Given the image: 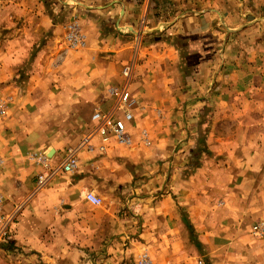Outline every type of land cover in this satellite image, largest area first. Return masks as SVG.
<instances>
[{
	"label": "rangeland",
	"instance_id": "374dc122",
	"mask_svg": "<svg viewBox=\"0 0 264 264\" xmlns=\"http://www.w3.org/2000/svg\"><path fill=\"white\" fill-rule=\"evenodd\" d=\"M149 1L145 0L146 5ZM156 1L171 15L176 8L185 14L223 5L238 13L234 16L236 24H219L202 35L172 38L177 58L168 86L173 94L168 95V101L175 105L168 104L157 116L153 111L151 125L144 119L146 109L132 98L130 144L118 146L140 147L153 154V159L145 162L163 174L151 168L140 176L131 172V164L123 163L125 174L132 180L122 190L113 191L105 179L96 184L100 205L104 207L112 199L120 201L115 204L116 210L113 208L112 219L130 222V229L123 238L97 239L95 245L81 248V264H264V236L252 231L255 225H264V0ZM130 2L139 6L143 0ZM28 6L50 11L69 4L57 0H0V128L7 124V134L16 140L24 123L28 127L37 120L42 125L45 147L78 152L92 135L90 119L94 111H105L99 105L115 101L111 90L118 89L121 80L127 88L132 82V66L125 65L131 67V73L124 78L125 66L118 61L112 64L119 67L116 83L103 88L104 95L95 96L94 106L81 105L74 94H59L69 93L75 85L100 88L104 81L88 78L86 62L68 63L71 56L89 51L77 17L68 21L62 18L59 25L63 27L54 35L50 25L42 32L26 30V38L21 39L24 29L13 10L20 18L18 8ZM71 26L80 39L76 47L67 38ZM117 27L119 35L134 32L140 36L128 26ZM53 36L55 39L50 40ZM255 39L256 44L249 45ZM92 64L93 59L88 65ZM63 72L75 76L61 79ZM46 88L52 94L45 93ZM27 98L34 106L24 104ZM190 103L194 107L189 109ZM35 114L38 119L31 121ZM175 125L183 131L191 125L195 136L191 153L174 168L170 163L162 167L168 157L158 152H164L166 137ZM157 139L163 140L154 142ZM0 140L2 146V132ZM97 147L100 154L107 151L106 146L101 151L99 143ZM155 185L160 188L151 192ZM123 203L131 207L127 209ZM8 235L2 236V242L11 250ZM12 250L14 253L4 257L19 263L22 252L17 247ZM33 259L46 264L39 254Z\"/></svg>",
	"mask_w": 264,
	"mask_h": 264
},
{
	"label": "crops",
	"instance_id": "0c3cea01",
	"mask_svg": "<svg viewBox=\"0 0 264 264\" xmlns=\"http://www.w3.org/2000/svg\"><path fill=\"white\" fill-rule=\"evenodd\" d=\"M26 1L28 3L30 0ZM57 1L69 6L53 7L50 11L40 6L18 8L20 18L16 17L17 13L13 10L15 20H20L18 23L24 29V36L21 35L20 38H26V30L42 32L50 25L54 35L63 27L59 25L62 18L66 17L68 21L74 16L77 17L88 39L89 51L71 56L68 63L86 62L88 78L104 81L103 87L100 88L92 84L87 88L75 85L69 93L59 94L63 96L74 94L78 96L75 99L81 105L94 106L95 96L104 95L103 88L111 85V82L116 83L115 77L118 76L119 67L112 64L117 61L124 66L129 64L132 66V82L127 90L135 103L146 109L144 119L150 125L152 118H155L152 115L153 111L157 116V112L161 113L168 104H173V101H168V95L173 94L168 86H171L169 85L171 72L175 71L177 58L172 38L175 35H202L219 24L235 26L234 16L238 14L235 9H227L222 5L209 9L190 10L185 14L180 13V9L176 8L173 10L175 15H171L169 10L165 9L166 6L156 0H150L147 5L143 0L139 6L131 3L130 0ZM166 1L162 0L163 3ZM72 4L73 6H70ZM159 17L166 19L159 21ZM224 18H227L226 21ZM122 25L132 28L140 36L134 32L130 35L117 34L116 29L119 28L117 26ZM159 28L162 30L158 31ZM53 39L54 36L50 40ZM256 42L255 39L249 45L253 46ZM101 51H106L107 54H98ZM90 58L93 59L92 67L88 65L92 60ZM96 64L99 65L97 69L100 71L96 69ZM68 76L75 75L63 72L60 78L64 79ZM124 86V80L123 82L121 80L116 88L120 90L125 88ZM45 93L52 94L48 88L45 89ZM27 100L25 105L34 106L30 98ZM115 104L116 99L111 105L109 102H102L99 106L105 110L102 113H106L112 111ZM189 107L194 106L190 103L187 105V108ZM172 108L174 109L175 106ZM37 115H33L31 121L38 119ZM90 122L93 125L91 131L93 132L96 123L91 119ZM39 124L37 120L28 124V127L24 123L23 128L18 131L20 136L16 140H12L10 134H7L9 133L7 124L5 128H0V133L2 132L5 137L3 145L0 146V264H38V260L33 259L38 254L46 264H81L83 248L95 245L97 239L123 238L130 229V222L112 219L114 209L116 210L115 204L120 201L112 199L104 207L94 206L84 198V192L90 190L100 198L101 194L96 184L103 179L111 184L113 191L119 188L122 190V187L132 180L130 174H125L123 163L131 164V172H137L140 176L150 172L151 168L157 171L159 168L149 165L147 160L145 162V159H153V154L146 153L140 147L121 148L114 140H110L104 154L98 153L99 137L94 135L89 136V142L94 148L92 151L89 152L84 148L76 152L79 166L75 173L65 174L60 170L56 171L43 186L39 187L37 176L44 172L41 162L56 169L65 159L68 149L62 150L57 146L49 145L45 147L41 141L42 125ZM144 126L146 127L145 124ZM176 128L166 137L164 152H158V154L162 153L163 157H168V162L162 167L170 163L174 168L190 156L195 138L194 131L191 125L184 131ZM162 140L157 139L154 142ZM159 174L163 172L159 171ZM158 177L159 175L155 176L154 180ZM152 182L153 180L150 184ZM159 188L160 186L155 185L150 191L155 192ZM126 205L128 204L123 203V207ZM130 207L128 205L127 209ZM3 232L9 234L10 243L7 246L11 250L5 248L7 243L2 242L5 240L2 237ZM68 244L75 246L68 247ZM14 247H17L23 255H20L19 263L6 259Z\"/></svg>",
	"mask_w": 264,
	"mask_h": 264
},
{
	"label": "built area",
	"instance_id": "2783aa9c",
	"mask_svg": "<svg viewBox=\"0 0 264 264\" xmlns=\"http://www.w3.org/2000/svg\"><path fill=\"white\" fill-rule=\"evenodd\" d=\"M73 27L74 26H71L72 32L68 34L67 38L70 44L76 47L80 43V39L75 33V30L72 29ZM130 73L131 67L125 66L122 70L124 78H128ZM111 93L116 96V104L114 109L106 113L95 111L91 116V121L96 123L95 129L91 136L96 135L99 137V149L101 151L105 149V146L107 147L110 140H114L117 145L130 144V136L128 133L127 124H129L133 119L132 106L134 101L132 100L131 94L127 90V87L120 90H111ZM119 112L121 113V117L116 116V114ZM89 141L90 137L82 142V147L92 151L94 148ZM41 163L43 165L44 172L37 176V184L39 187L43 186L56 171L60 170L65 174H72L77 171L79 166L76 152L74 150L68 151L65 159L56 169L50 168V166L45 162ZM84 198L94 206L100 205V199L94 194V192L90 190H86L84 192ZM252 231L257 236H264V225H255L252 228ZM5 234L6 232H3V235Z\"/></svg>",
	"mask_w": 264,
	"mask_h": 264
},
{
	"label": "water",
	"instance_id": "95a60500",
	"mask_svg": "<svg viewBox=\"0 0 264 264\" xmlns=\"http://www.w3.org/2000/svg\"><path fill=\"white\" fill-rule=\"evenodd\" d=\"M49 155H51V154H49ZM49 155H48V156H49ZM49 157H50V156H49Z\"/></svg>",
	"mask_w": 264,
	"mask_h": 264
}]
</instances>
